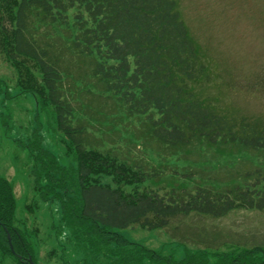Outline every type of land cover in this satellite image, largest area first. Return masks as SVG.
Instances as JSON below:
<instances>
[{"label": "trees", "instance_id": "trees-1", "mask_svg": "<svg viewBox=\"0 0 264 264\" xmlns=\"http://www.w3.org/2000/svg\"><path fill=\"white\" fill-rule=\"evenodd\" d=\"M44 26L61 32L64 44L59 41L58 49L46 36H35ZM0 49L9 62L35 63L42 93L32 88L34 81L27 82L28 71L18 67L22 84L17 94L28 91V86L41 108L53 107L56 127L73 154L75 168L60 164L43 146L36 127L28 149L38 168L37 179H42L38 194L41 201H57L61 216L54 232L67 229L74 240L72 251L81 253L85 264H101L89 255L98 256L104 245L129 243L119 228L134 224L160 228L172 217L191 212L219 217L238 208L264 210L263 168L245 169L240 176L249 181L225 187L215 185V176L198 181L193 189L183 182L130 190L122 186L158 181L163 175L161 168L117 152L124 131L131 133L127 134L131 143L155 142L172 153L203 144L214 149L232 147L223 151L228 155L232 150H264V118L237 117L199 96L197 85L208 81L210 74L199 44L182 19L179 0H0ZM67 50L75 58L66 64L90 66L88 74L81 72L80 81L87 91L101 92L86 94L103 98L100 110L83 100L72 102L64 94L70 82L64 75H76L74 66L62 74ZM97 174L110 175L118 185L93 180ZM24 225L16 216L13 184L0 174V264H6L8 257L15 264H31L28 256L39 264L36 241H31ZM146 259L150 264L166 260L155 250L139 246L111 264H142ZM168 263L264 264V246L222 253L214 262L198 251Z\"/></svg>", "mask_w": 264, "mask_h": 264}, {"label": "rangeland", "instance_id": "rangeland-1", "mask_svg": "<svg viewBox=\"0 0 264 264\" xmlns=\"http://www.w3.org/2000/svg\"><path fill=\"white\" fill-rule=\"evenodd\" d=\"M179 2L182 19L199 44L210 74L208 81L197 85L199 96L208 97L220 110L237 117L264 118V0ZM59 33V29L53 26H44L35 31V36H46L56 48L59 41L61 45L64 44ZM67 51L63 57L64 65L73 56ZM72 66L76 75H64V80L70 79L63 88L64 94L72 102L83 100L85 105L91 104L94 109L100 110L104 104L103 98L91 99L90 95H86L90 91L80 81L81 72L88 74L90 66L78 62L66 64L62 74ZM18 67L28 71L30 78L27 82L34 81L35 87L32 88L42 93L41 75L35 63L9 62L0 49V174L13 184L16 216L18 221L25 222L31 233V241H36L34 252L39 264H85L82 254L72 251L74 240L72 236L69 237L67 229L64 228L59 234L54 232L61 216L57 201H41L38 194L42 179H37L38 168L28 149L35 138L36 127L43 137V146L55 154L60 164L75 168L76 162L69 152L66 138L56 127L53 107L46 104V108H41L37 96L26 85L23 86L28 91L17 94L22 84ZM90 93L101 94L97 89ZM106 125L105 128H108L109 125ZM121 134L120 143L116 144L118 153L163 171L158 181L148 179L139 184L120 183L126 190L134 186L168 187L166 185L181 182L193 189L199 184L198 181H208L214 176L215 185L225 187L241 180L249 181L240 176L245 169H264V150H232L228 155L223 151H229L232 147L214 149L203 144L172 153L155 142L131 143V136L127 135L131 133L124 131ZM97 140L100 143L102 139ZM105 145L115 149L114 145ZM191 173L194 176L187 178ZM93 180L112 186L117 184L108 174H97ZM118 231L129 243L125 240V245H104L98 256H89L100 260L101 264H111L119 256L144 246L165 256L166 260L155 264H169V261H178L198 251L206 252L208 260L214 262L222 253H234L254 245L264 246V210L238 208L219 217L191 212L172 217L164 227L147 228L134 224ZM62 250L65 251L63 255ZM5 263L15 264L9 257ZM140 263L150 264L151 261L146 259Z\"/></svg>", "mask_w": 264, "mask_h": 264}, {"label": "water", "instance_id": "water-1", "mask_svg": "<svg viewBox=\"0 0 264 264\" xmlns=\"http://www.w3.org/2000/svg\"><path fill=\"white\" fill-rule=\"evenodd\" d=\"M4 228H5V231H6V234H7V239H8V242H9L10 248H11V250H12L13 252H15L14 249H13V245H12V241H11L10 233H9V231H8V229H7L6 227H4ZM28 259H29V261L31 262V264H36V263L32 260V258H31L30 256H28Z\"/></svg>", "mask_w": 264, "mask_h": 264}]
</instances>
